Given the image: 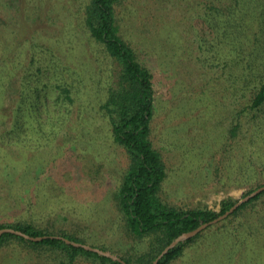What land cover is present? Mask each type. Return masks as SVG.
Listing matches in <instances>:
<instances>
[{"label":"rangeland","instance_id":"rangeland-1","mask_svg":"<svg viewBox=\"0 0 264 264\" xmlns=\"http://www.w3.org/2000/svg\"><path fill=\"white\" fill-rule=\"evenodd\" d=\"M231 1L128 0L120 6L119 18L123 30L130 33L128 37L139 43L140 59L154 73V134L170 158L175 159L163 196L174 207H206L217 218L223 215L220 212L225 203L237 204L247 196L250 184L264 183V130L245 133L237 141L238 146L227 145L231 159L217 167L216 151L223 148L234 105L224 98L228 95L227 84L219 65L205 61L209 51L206 47L201 50L199 42L211 39L219 51L217 43L224 36L225 25L221 20L226 18L216 15V9L212 11V20L218 23L212 38L198 36L196 24L198 15L214 7L223 9ZM241 2L248 12L243 39L250 40L249 47L256 45L257 53L263 57L264 0ZM84 8V0H0V57H6L5 63L9 60L4 77H0V139L5 141H0V153L19 166L0 178V195L12 189L10 201L17 192L21 199L34 202L35 216L45 224L51 221L55 233L66 230L85 238V245L129 259V264H148L152 256L161 249L157 259L171 243L158 248L153 240L139 241L127 234L115 207L113 194L127 162L122 150L111 145L108 126L97 109L99 85L106 77L104 72L103 78L99 73L100 65L83 31ZM42 48L47 51L42 53ZM48 50L53 56L48 55ZM49 61L68 69L56 66L47 74L49 78L41 76L43 94L44 90L51 91L49 85L60 82L62 76L57 73L63 70L66 83L71 84L70 70L83 80L80 107L77 104L73 113L70 110L63 126L52 108L55 93L38 99L27 91L31 101H39L42 114L25 109L29 99L26 101L24 76L28 71L35 74L37 67ZM35 84L36 80L32 86ZM47 104L51 110L44 111ZM17 116L24 131L18 135L19 141L14 135L2 139L3 132L13 128ZM248 150L254 161L262 157V164L254 172L257 181L246 184L240 170L247 166ZM259 204L258 212L246 215L247 220L241 217L208 226L173 264H264V234L259 236L253 227L264 219V204ZM68 208L82 214L83 221L56 215ZM51 211L54 217L45 218ZM17 215V210L11 213L5 204L0 207L1 222ZM21 249L18 245L1 248L0 264H58L51 252L49 257L36 258ZM76 264L91 263L81 258Z\"/></svg>","mask_w":264,"mask_h":264},{"label":"trees","instance_id":"trees-1","mask_svg":"<svg viewBox=\"0 0 264 264\" xmlns=\"http://www.w3.org/2000/svg\"><path fill=\"white\" fill-rule=\"evenodd\" d=\"M126 1L128 0H84L83 31L90 40L89 46L92 49L91 52L93 51L94 60L100 65L99 73L103 78L102 72H104L106 77L105 82L99 85L97 98L99 116L106 121L107 135L111 140V145L114 144L122 150L127 162L119 185L113 194L115 207L127 234L139 241L153 240L158 243V248L162 246L165 248L181 235L196 230L203 223L215 220L217 215L206 207L194 209L174 207L163 196L164 187L175 164V159L170 158L169 152L163 144L157 141L154 134L156 116L154 73L148 64L140 59L139 43L128 37L130 33L123 30L119 22L122 13L120 6ZM214 9H216V15L226 18V20H221L225 25L224 36L217 43L219 51L216 50L214 43L211 44V39L207 42L200 41L199 45L201 50H205L206 47L209 51L210 56H207L205 61H211L209 64L213 66L219 65L221 77L227 84L228 95L226 94L224 98H229L234 105V112L231 114L222 140L223 148L216 151L219 168L224 161L231 159L227 145L231 146L233 143V147L238 146L237 141H240L245 133L252 135L264 130V54L260 57L256 51V45L249 47L248 41L250 40L243 39L242 32L244 33L243 28L246 26L248 12H245L241 0H232L223 9L214 7L210 9V12L198 15L196 24L199 26L198 34L196 33L198 36L204 39L205 37L212 38L214 34H217L218 23L212 20ZM261 14L264 15V12ZM212 21L213 24H211ZM45 51L47 50L42 48V53ZM48 55L53 56L52 52ZM0 58V77H4V70L5 67L8 69L9 60L7 59L8 62L5 63L3 60L6 57ZM50 61L47 65L37 67L35 74L28 71L24 76L27 89L26 101L29 99L27 91L33 92L38 99L42 95L49 98L55 93L52 97V108L57 111L60 125L63 126L70 110L73 113V107L81 101L83 80L75 70H70L71 84H68L65 82L67 80H64L63 70L57 73L62 76L60 82L53 84L54 86L49 85L48 88L51 91L44 90L45 94H43L40 88L41 76L49 78L47 74L56 66L59 70L68 69V66H61L60 63L52 64ZM31 65H34V62ZM35 80L36 84L32 86ZM35 101L36 104L26 107ZM26 106L25 109L28 112L37 111L42 114L38 100L29 99ZM45 110H51L48 104ZM16 118L13 128L3 132L2 139L8 135L9 137L14 135L19 141L20 136L18 135L24 132L23 123L18 116ZM0 141L5 143L4 140L0 139ZM249 142L252 143L253 139ZM248 152L247 166L240 170L241 178L246 179V184L253 183V180L257 181L254 172L262 164V157L254 161L252 153L249 150ZM6 158L4 153H0V178L7 175L10 169H19L17 163L12 165ZM14 173L15 171L12 175ZM262 186L264 183L260 182H255V186L250 184L246 195ZM4 191L6 194L0 195V207H4L5 204L6 209H10L11 213L12 210H17L18 215L11 221H0V230L12 228L32 237L58 236L75 243L86 244L85 238L78 234L66 230L55 233L56 227L50 224L51 221L45 224V220L35 216L34 202L30 203L31 201L21 199L17 192H14L12 196L14 200L10 201L9 195L12 189ZM263 197L264 191L240 205L221 223H231L235 221L234 219L241 217L246 219L249 213L258 212L261 207L259 203L264 204ZM234 205V202L225 203L220 214H224ZM262 210L264 211V207ZM56 215H70L73 220L83 221V215L74 212L71 208H68V211L60 210ZM52 217H54V211H51L45 218ZM257 222L260 224H255L253 227L261 236L264 234V219L261 218ZM202 235L203 233H199L175 245L157 264H173L182 256L185 248L195 243ZM261 243L262 241H259V245ZM11 245H18L22 248L21 252L31 256L36 255V258L49 257L48 252H51L55 255L58 264H76L81 258L91 264H122L99 253L76 247L63 239L47 238L34 242L15 234H3L0 238V249ZM159 252L151 257L148 264L153 263ZM122 260L129 264V259Z\"/></svg>","mask_w":264,"mask_h":264},{"label":"water","instance_id":"water-1","mask_svg":"<svg viewBox=\"0 0 264 264\" xmlns=\"http://www.w3.org/2000/svg\"><path fill=\"white\" fill-rule=\"evenodd\" d=\"M264 191V186L258 188L257 190L253 191L252 193H250L249 195L245 196L241 201H239L237 204H235L230 210H228L225 214L221 215L220 217L216 218L215 220L211 221V222H208V223H203L199 228H197L196 230L192 231V232H189V233H186V234H183L181 235L180 237H178L177 239H175L167 248L166 250L155 260V262L153 264H157L158 261L172 248L174 247L175 245H177L178 242L184 240H188L190 239L191 237H194L196 236L198 233H200L201 231H203L204 229H206L208 226L214 224V223H217V222H220L222 220H225L228 216H230L232 213L235 212V210L240 206L242 205L243 203L245 202H248L250 199H252L253 197L257 196L258 194L262 193ZM5 233H11V234H15V235H18V236H21V237H24L28 240H31V241H34V242H39V241H42L44 239H47V238H56V239H63L65 240L66 242L68 243H71L73 244L74 246L76 247H82L86 250H89V251H93V252H96V253H99L100 255H103V256H106V257H109V258H112L113 260L115 261H119L121 262L122 264H127L126 262H124L122 259L104 251V250H101L99 248H96V247H92V246H89V245H85V244H82V243H75V242H72V241H69L67 239H64L62 237H58V236H41V237H32V236H29L21 231H18V230H15V229H12V228H5V229H1L0 230V238L2 237L3 234Z\"/></svg>","mask_w":264,"mask_h":264}]
</instances>
